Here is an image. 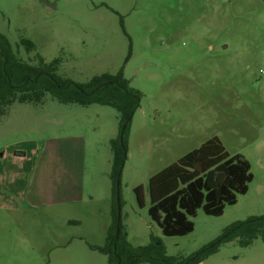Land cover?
<instances>
[{
	"label": "rangeland",
	"instance_id": "rangeland-1",
	"mask_svg": "<svg viewBox=\"0 0 264 264\" xmlns=\"http://www.w3.org/2000/svg\"><path fill=\"white\" fill-rule=\"evenodd\" d=\"M0 34L30 64L60 59L56 74L76 84L121 74L141 94L119 179V231L133 248L159 242L182 264L264 217V0H0ZM119 129L110 106L49 95L0 112V264H109L99 248ZM214 137L249 162L247 193L219 217L198 210L192 233L163 236L150 178ZM199 264H264V241L234 240Z\"/></svg>",
	"mask_w": 264,
	"mask_h": 264
},
{
	"label": "trees",
	"instance_id": "trees-1",
	"mask_svg": "<svg viewBox=\"0 0 264 264\" xmlns=\"http://www.w3.org/2000/svg\"><path fill=\"white\" fill-rule=\"evenodd\" d=\"M27 52L35 47L22 40ZM60 59L37 65L19 58L6 36L0 34V112L13 104H41L46 95L62 104L110 106L119 113L120 131L111 142L113 185L111 217L105 245L99 251L108 257L109 264H174L165 256L159 242L148 247L133 248L120 231L116 232L117 204L115 183L126 159V135L132 115L139 107L141 94L129 86L121 74L94 77L86 84H76L56 74ZM253 180L249 162L241 155H229L221 142L212 138L192 150L177 162L164 168L148 182L150 207L148 215L165 237H183L193 232L192 219L198 210L207 216L219 217L227 206L245 195ZM136 200L143 207L142 189H134ZM260 237L264 241V217L251 218L228 228L211 246L185 259L182 264H199L229 242L238 240L248 247Z\"/></svg>",
	"mask_w": 264,
	"mask_h": 264
},
{
	"label": "water",
	"instance_id": "water-1",
	"mask_svg": "<svg viewBox=\"0 0 264 264\" xmlns=\"http://www.w3.org/2000/svg\"><path fill=\"white\" fill-rule=\"evenodd\" d=\"M119 179H120V171L117 174L115 190H116V204H117V219H116V232L119 231L120 224V198H119Z\"/></svg>",
	"mask_w": 264,
	"mask_h": 264
}]
</instances>
